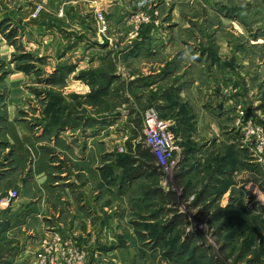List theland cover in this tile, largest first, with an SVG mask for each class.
I'll list each match as a JSON object with an SVG mask.
<instances>
[{"label":"rangeland","instance_id":"1","mask_svg":"<svg viewBox=\"0 0 264 264\" xmlns=\"http://www.w3.org/2000/svg\"><path fill=\"white\" fill-rule=\"evenodd\" d=\"M23 1L24 7L15 8L7 5L12 0H0V12L6 9L0 14V118L5 116L6 85L21 79L20 88L31 97L17 110L16 122L31 126L35 121L33 127L47 136L57 135L52 130L59 125L56 131L66 138L73 137L75 126L83 136L85 127L98 123L102 181L108 174L140 176L133 189L100 194L99 203L108 207L98 211L92 247L81 246L72 233L48 232L42 237L44 258L41 251L33 264H264V0H80L87 14L83 17H88L83 35L68 24L75 17L70 11L81 17L76 14L80 9L50 7L49 0ZM36 5L42 12L33 19ZM10 13H18L19 22ZM44 23L57 26L60 36H50ZM151 35L160 38L162 53H157L162 55H132V49L151 46L152 40L144 43ZM96 40L97 47L112 48L96 56L100 66L65 71L71 54L55 65L61 56L53 50L91 49ZM119 51L126 52L125 58ZM155 58L165 62L163 97L144 93L140 84L146 76L139 66ZM170 68L183 71L168 77ZM222 69L236 81L218 75ZM192 80L197 88L203 86L200 92H215L219 97L214 100L232 104V111H220L212 103L219 117L212 120L202 113V99L191 105L184 99L189 94L183 98L170 87L186 89ZM240 96L243 102L234 100ZM160 98L163 107L155 104ZM254 101L256 110H251ZM150 107L176 126L179 137L168 124L183 147L182 157L176 153L172 164L160 162V168L144 144ZM225 124L234 135L221 134ZM3 127L0 121V133ZM15 191L11 202L18 197ZM107 218L116 220L113 232L107 230L112 228L106 226ZM108 234L114 239H105Z\"/></svg>","mask_w":264,"mask_h":264},{"label":"crops","instance_id":"2","mask_svg":"<svg viewBox=\"0 0 264 264\" xmlns=\"http://www.w3.org/2000/svg\"><path fill=\"white\" fill-rule=\"evenodd\" d=\"M12 1L14 4H7L9 7L13 6L19 8L26 5L23 0H21V2L19 0L17 2L14 0ZM43 1L45 2L47 0ZM52 1H54V4H52ZM46 3L50 7H66L69 11L71 8L72 11H74V9H80L76 14H82L81 17L76 16L75 13L70 11V14H74L73 17H75L71 18L70 22L66 19L62 21V23L68 21L69 26L75 29V32H78L77 34L83 35L82 33H84L85 30L83 28V26H85L84 22L88 20V17H83L87 16L83 10L85 4H82L80 0H49V2ZM88 7H90V5ZM20 11H23V9L19 10V12ZM5 12L6 9L2 8L0 14ZM3 15L4 14L1 15V18H5ZM19 16L18 13H10L9 18L14 22H19L17 20L21 19ZM31 23L32 22L29 24ZM44 24H46V26L44 25L45 27L50 28L47 30L51 33L50 36H53L55 39L58 38L57 36L59 34L54 30L58 27L53 26L52 23ZM33 28L35 27H31V29ZM67 30L70 29L67 28ZM57 31L63 33L60 29ZM149 40L153 41L150 47L146 44L142 46V49H132L131 54L141 55L160 51V49H158L162 46L160 38L151 35L150 38L147 37L144 43H147ZM96 43L97 40L93 48H85V50L78 47H75L76 49L67 48V50H65L66 48H58L53 50L58 52L61 56V58L56 60L55 65L58 64L62 58H65L64 61H66L68 55L71 54V59L66 61L65 71L69 70L72 66L76 71L87 67L100 66L101 62L96 61V56L97 58L102 57V55L105 56V51L112 50V48L110 45H99V47H97ZM94 48L98 50V52H91ZM53 51H49V54L52 55L51 53ZM158 53L156 56L162 55ZM116 54L122 58L126 56L125 51H119ZM73 56L75 58H73ZM92 56H94L93 59L95 60L88 62V60H86L87 57L90 59ZM139 59H142L141 56H139ZM221 60L223 59L221 58ZM221 60H219L220 64ZM154 61L147 60L142 62L139 66L138 70L142 72L141 74L143 76H146L140 84L143 85L142 90L145 91L144 93L153 92L158 96H162L163 93L161 91L164 89H161L160 85L164 81H162L163 75L161 74V68L165 62L162 63L156 58ZM55 65H50V67L53 69L56 67ZM120 69L123 71L122 77L126 78L127 75L125 74L124 68L122 67ZM181 70L183 71V69ZM181 70L176 68L174 71L170 68L168 72L171 73L168 77H174L175 74L182 73L180 72ZM228 73H230L228 70L222 69L218 75L225 79L236 81L231 75L225 76ZM191 76L189 72L185 76L186 80L190 81ZM20 82H22L21 79H12L10 84L6 85L7 96L5 97L4 107L5 116L0 118V121L4 123L3 131L0 133V189L4 191L17 190L19 193L18 197L11 202L8 208L0 210V246L5 248V250L0 251V264H33L41 251L43 256L45 255L44 245H41L45 238L42 239V237H45V234H48V232L51 233L52 231L61 232L64 235L72 233L78 238L81 246L92 247L93 243H95L97 236L96 232L99 228L97 219L98 211L100 208L106 211V206L108 207V205H101L99 203L100 194L104 193V195H107L108 193L109 195L115 196V193H120L121 189H124L125 186L133 189L134 186H138L136 185V181L138 180L137 178L140 177H134L133 179H128L126 177L117 178L108 174V178L102 181V177L99 173V168L102 166L99 159L100 148L96 138L98 123L92 122L90 126L85 127L86 130L83 136L77 134L78 127L75 126L73 137L66 138L65 135L67 134H65V132L62 133L61 130L56 131L59 125L52 130V133L57 135L47 136L48 133H40L37 130V126L33 127L35 121H33L32 127L18 121L16 122L14 118L17 110L20 107H24L26 104L25 102L28 100L30 101L31 97L30 92H26L20 88V86H22ZM75 83L81 85V89L85 88L88 90L82 82L77 81ZM111 85L112 84H110V87ZM197 85L198 82L192 80V83L190 86H187L186 89L182 87V85L180 87L178 85H171L170 87L177 91L180 90V96L183 98L185 92L186 95L189 94L190 96L184 99L190 104H194L199 101V99H202V113H204L205 116L208 114L212 117V120H219V117H215L217 109L213 110L211 106L212 103L213 107H218L220 111L224 112L233 108L232 104L227 105L225 101L221 102L214 100L213 98L219 97L215 92H208V90L200 92L203 86L197 88ZM203 92L207 95L204 96ZM234 100L243 102L241 96L235 97ZM155 104L159 107L165 105L161 98L157 99ZM254 105L255 101L252 102L251 110L255 109ZM166 120L167 119H165V121ZM168 124L171 128L170 121ZM226 125L227 124H225L226 128L223 127V129H221V134H227V137L234 135L232 132H229L230 129L227 128ZM175 128L172 127L175 134L179 137L180 135L177 134ZM217 147L218 144L216 143L214 148ZM209 151H211V148ZM177 153L182 157V145L179 146ZM110 162L111 161L107 160V163ZM106 183H108V186ZM100 184L102 185L101 188ZM132 192L136 193L139 191ZM111 211L112 210H109L108 213ZM106 221L107 227L112 225V228H108L107 230L113 232L117 227L115 218H107ZM112 237H114L113 234H108L105 239H114ZM95 245H97V243Z\"/></svg>","mask_w":264,"mask_h":264},{"label":"built area","instance_id":"3","mask_svg":"<svg viewBox=\"0 0 264 264\" xmlns=\"http://www.w3.org/2000/svg\"><path fill=\"white\" fill-rule=\"evenodd\" d=\"M41 12L42 6L36 5L32 8L30 17L37 18ZM59 15H62V10L59 11ZM99 18L101 19L100 15ZM178 140V137L169 129L167 121L159 117L157 110L152 107L148 108L145 112L144 144L158 166L161 165L160 162L162 164H172L173 157L179 150ZM16 194L15 190L3 191L0 189V210L7 208ZM42 257L44 258V256Z\"/></svg>","mask_w":264,"mask_h":264},{"label":"water","instance_id":"4","mask_svg":"<svg viewBox=\"0 0 264 264\" xmlns=\"http://www.w3.org/2000/svg\"><path fill=\"white\" fill-rule=\"evenodd\" d=\"M103 43L108 44L109 40L105 36H101Z\"/></svg>","mask_w":264,"mask_h":264},{"label":"trees","instance_id":"5","mask_svg":"<svg viewBox=\"0 0 264 264\" xmlns=\"http://www.w3.org/2000/svg\"><path fill=\"white\" fill-rule=\"evenodd\" d=\"M60 76H61V75H60ZM54 106H56V105H54ZM149 153H150V152L148 151V152H147V156H150ZM151 160L153 161V157H151ZM151 167L153 168V166H151Z\"/></svg>","mask_w":264,"mask_h":264}]
</instances>
